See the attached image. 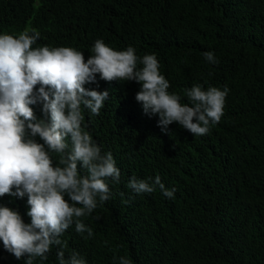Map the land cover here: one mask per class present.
<instances>
[{
    "label": "trees",
    "instance_id": "1",
    "mask_svg": "<svg viewBox=\"0 0 264 264\" xmlns=\"http://www.w3.org/2000/svg\"><path fill=\"white\" fill-rule=\"evenodd\" d=\"M25 28L40 33L34 47H72L85 60L98 39L117 51L131 46L141 58L155 54L168 91L184 103L183 90L195 84L230 89L221 122L193 136L176 123L165 134L159 117L136 101L141 86L134 81L97 76L85 85L109 91L99 116L82 112L85 130L112 154L121 177L108 182L111 198L82 218L93 237L74 224L61 237L65 258L76 252L86 264H119L120 257L132 264H264V0H0V34ZM208 51L218 64L205 60ZM33 107L43 119L42 106ZM80 174L87 172L81 167ZM157 175L176 190L173 199L158 186L151 194L128 187L133 176L151 183ZM0 205L31 222L27 197L6 195ZM58 250L34 264H58ZM26 259L0 241V264Z\"/></svg>",
    "mask_w": 264,
    "mask_h": 264
},
{
    "label": "clouds",
    "instance_id": "2",
    "mask_svg": "<svg viewBox=\"0 0 264 264\" xmlns=\"http://www.w3.org/2000/svg\"><path fill=\"white\" fill-rule=\"evenodd\" d=\"M39 37L34 28L0 34V198L27 197L31 221L26 224L18 211L0 205V241L15 259L27 256L25 264L47 261L53 246L59 249L58 264H86L76 252L65 258L67 242L61 237L73 224L76 233L93 237L82 218L111 198L108 182L119 183L121 172L84 126L82 106L99 116L109 91L85 85L97 83V76L108 83L134 81L141 86L136 101L145 114L159 117L165 134L176 123L193 136L208 135L221 122L230 89L195 84L183 90L184 103L168 91L155 54L141 58L131 46L117 51L98 39L85 60L72 47H34ZM203 56L219 63L211 51ZM36 105L42 106L43 119L37 118ZM81 167L87 175L80 174ZM157 186L174 198L176 190H168L159 175L151 183L135 176L128 183L137 194H151ZM119 264L132 261L120 257Z\"/></svg>",
    "mask_w": 264,
    "mask_h": 264
}]
</instances>
